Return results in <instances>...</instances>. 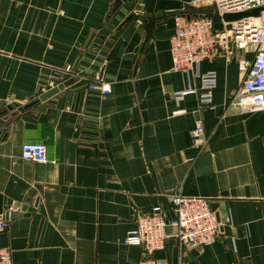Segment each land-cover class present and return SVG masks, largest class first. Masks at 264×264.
I'll use <instances>...</instances> for the list:
<instances>
[{
	"label": "crops",
	"instance_id": "crops-1",
	"mask_svg": "<svg viewBox=\"0 0 264 264\" xmlns=\"http://www.w3.org/2000/svg\"><path fill=\"white\" fill-rule=\"evenodd\" d=\"M197 10L191 0H0V216L18 208L0 248L14 264L135 263L147 255L126 243L135 214L161 205L171 218L179 193L209 200L220 235L169 241L154 257L264 264V110L231 104L253 50L228 43L200 64L217 73L212 105L201 103L200 79L171 56L177 17ZM99 74L111 87L101 97L89 90ZM26 142L45 143L49 161L23 159Z\"/></svg>",
	"mask_w": 264,
	"mask_h": 264
},
{
	"label": "built area",
	"instance_id": "built-area-1",
	"mask_svg": "<svg viewBox=\"0 0 264 264\" xmlns=\"http://www.w3.org/2000/svg\"><path fill=\"white\" fill-rule=\"evenodd\" d=\"M191 4L201 11L213 6L214 15L202 11L194 16L177 17L171 37L173 69L188 76L195 74L203 89L201 103L212 105L217 73L214 70L202 72L200 64L213 60L220 51L226 49L228 43L237 49L251 48L253 56L243 60V82L231 104L243 112L264 110V0H191ZM255 8H260L257 16L232 22L222 18L228 12ZM216 18L223 24L221 29L217 27ZM73 72L67 69L63 75ZM89 90L94 96L101 97L109 93L111 87L99 74L89 82ZM188 92L195 93L196 90L192 88ZM180 95L176 93L177 97ZM192 137L197 146L204 148L207 145L209 138L201 120L196 122ZM21 156L39 163L49 161L47 145L42 142L24 143ZM169 202L173 212L171 218L163 214L161 205L153 206L149 213L139 211L135 214L136 227L127 235L126 243L142 246L147 255L132 264H167L153 254L165 249L169 241H176L180 245H208L218 239L219 224L207 198L179 193L171 196ZM17 210L12 208L0 216V231L6 228L13 212ZM0 264H14L10 247L0 248Z\"/></svg>",
	"mask_w": 264,
	"mask_h": 264
},
{
	"label": "water",
	"instance_id": "water-1",
	"mask_svg": "<svg viewBox=\"0 0 264 264\" xmlns=\"http://www.w3.org/2000/svg\"><path fill=\"white\" fill-rule=\"evenodd\" d=\"M130 4L133 5L132 3H130ZM259 11H260V8H255V9H252V10H247V11H242V12H228V13H225L222 16V18L225 21L232 22V21L239 20V19H241L243 17L257 16L259 14ZM147 15L148 14H146L145 17H147ZM217 20H219V19H217ZM61 88H63V85L58 86V87H54V88L46 91L44 94H42L41 98L42 99H46V98L54 95L55 93H57Z\"/></svg>",
	"mask_w": 264,
	"mask_h": 264
},
{
	"label": "trees",
	"instance_id": "trees-1",
	"mask_svg": "<svg viewBox=\"0 0 264 264\" xmlns=\"http://www.w3.org/2000/svg\"><path fill=\"white\" fill-rule=\"evenodd\" d=\"M197 11H198V10H197ZM201 12H202V11L199 10V11L196 13V15H197V14H200ZM207 13L210 14L209 12H207ZM211 14H212V13H211ZM190 15H191V16H194L192 13H190ZM212 15H214V14H212Z\"/></svg>",
	"mask_w": 264,
	"mask_h": 264
}]
</instances>
